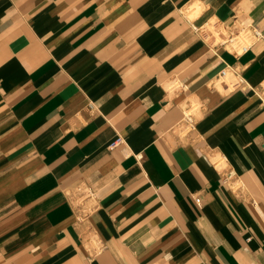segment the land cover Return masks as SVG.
Listing matches in <instances>:
<instances>
[{"label": "crops", "instance_id": "obj_1", "mask_svg": "<svg viewBox=\"0 0 264 264\" xmlns=\"http://www.w3.org/2000/svg\"><path fill=\"white\" fill-rule=\"evenodd\" d=\"M0 264H264V0H0Z\"/></svg>", "mask_w": 264, "mask_h": 264}, {"label": "built area", "instance_id": "obj_2", "mask_svg": "<svg viewBox=\"0 0 264 264\" xmlns=\"http://www.w3.org/2000/svg\"><path fill=\"white\" fill-rule=\"evenodd\" d=\"M210 33L205 27L202 31L203 35L210 37L211 39L219 42L220 44L226 46L232 52L236 54H242L248 51L257 41L263 38L262 31L256 26H247V27H232L228 28L224 26L222 23L217 25H212L209 27ZM195 31H199L200 28L195 27ZM213 30V31H212ZM221 37V39H219ZM231 75V71L229 69H225L222 71V77H229ZM191 120V119H189ZM122 143L121 139H116L112 143V147H115ZM198 203H200V199L197 198Z\"/></svg>", "mask_w": 264, "mask_h": 264}, {"label": "rangeland", "instance_id": "obj_3", "mask_svg": "<svg viewBox=\"0 0 264 264\" xmlns=\"http://www.w3.org/2000/svg\"><path fill=\"white\" fill-rule=\"evenodd\" d=\"M210 26H211V25L207 26V29H209V30H208L209 33L211 32V31H210V28H209ZM212 31H213V30H212ZM219 39H221V37H219ZM222 79H224V81H225L226 83H230L229 80H228L227 78L224 77V78H222Z\"/></svg>", "mask_w": 264, "mask_h": 264}, {"label": "bare ground", "instance_id": "obj_4", "mask_svg": "<svg viewBox=\"0 0 264 264\" xmlns=\"http://www.w3.org/2000/svg\"><path fill=\"white\" fill-rule=\"evenodd\" d=\"M209 30V29H208ZM230 77V76H229ZM224 80V79H223Z\"/></svg>", "mask_w": 264, "mask_h": 264}]
</instances>
